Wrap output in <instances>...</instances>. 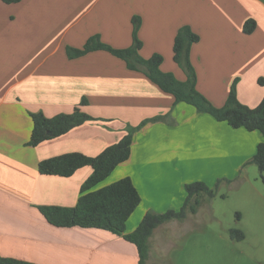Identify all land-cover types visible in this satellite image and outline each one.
<instances>
[{"label": "crops", "instance_id": "1", "mask_svg": "<svg viewBox=\"0 0 264 264\" xmlns=\"http://www.w3.org/2000/svg\"><path fill=\"white\" fill-rule=\"evenodd\" d=\"M133 16L141 20L140 56L161 55L160 69L179 81L186 76L173 61L177 30L187 25L199 36L190 61L197 91L213 106L225 103L236 79L242 104L254 108L264 97V0L0 1L1 257L35 264H137L135 246L122 237L94 228H57L38 211L39 206L73 207L90 167L69 178L40 175L37 167L44 159L70 152L95 157L117 143L127 127L144 121L133 136L128 160L97 186L132 180L141 201L126 222V234L149 211L181 208L189 177L203 174L210 182L220 177L250 183L245 169L264 142L261 133L233 129L186 103L175 104L172 95L106 51L67 57V47L81 48L94 35L112 48L129 47ZM249 19L256 27L245 34ZM82 99L87 101L83 111L98 121L37 146L29 144L30 114H68ZM194 215L153 231L146 264L151 250L158 253L165 247L168 230L158 231L170 226L184 230ZM246 240L244 234L243 240L232 241ZM244 244L227 259L264 264V253L247 251L255 245Z\"/></svg>", "mask_w": 264, "mask_h": 264}, {"label": "trees", "instance_id": "2", "mask_svg": "<svg viewBox=\"0 0 264 264\" xmlns=\"http://www.w3.org/2000/svg\"><path fill=\"white\" fill-rule=\"evenodd\" d=\"M10 5L20 0H0ZM132 43L125 49H115L103 43L98 35L87 39L81 48H66L69 59L79 58L93 51H106L125 62L127 69L144 74L161 91L174 97V103H186L198 113L208 114L218 122H224L233 129L257 131L264 137V97L260 103L250 108L237 98V82L234 80L229 88L225 103L221 107L213 106L196 89L197 77L190 61V50L199 41V36L187 25L181 26L174 37L172 51L173 61L185 73V81L177 80L173 74L164 73L160 66L163 58L153 54L145 59L139 54L142 43L138 38L141 20L133 16ZM256 27L253 19L245 21L243 32L251 34ZM262 84L263 80L260 79ZM87 101L82 99L71 113L58 114L47 118L42 113L30 114L32 131L29 144H38L67 134L72 129L90 121H98L83 111ZM147 121L135 127H127L126 134L115 144L106 147L95 157L78 152L65 153L44 159L38 163V173L45 176L71 177L77 170L90 167L91 174L80 187V195L73 207L39 206L38 211L45 220L57 228H94L107 231L122 237L136 248L137 264H146L149 255V238L153 231L162 224L177 220L182 221L188 214H196L202 200L212 199L218 188L208 187L202 182L185 185L186 198L178 211L168 210L164 213L147 212L137 228L129 234L125 233L128 218L140 204V196L129 177L121 178L109 185L97 186L109 177L114 169L128 160L133 136ZM247 164H254L264 183V142L257 145L256 151ZM237 218L239 215L237 214ZM231 240L241 241L244 234L237 229L229 230ZM0 264H35L23 260L0 256Z\"/></svg>", "mask_w": 264, "mask_h": 264}, {"label": "rangeland", "instance_id": "3", "mask_svg": "<svg viewBox=\"0 0 264 264\" xmlns=\"http://www.w3.org/2000/svg\"><path fill=\"white\" fill-rule=\"evenodd\" d=\"M245 170L250 179L247 186L236 179L217 177L210 182L203 174L189 177V183L202 182L211 188L219 182L216 194L212 199L205 197L202 200L184 230L170 226L158 231L168 230L165 247L158 253L150 251L153 257L149 264H246V260L227 259L228 255L243 250L244 243L255 245L247 251L264 253V183L254 164H249ZM168 210L173 209L162 213ZM237 214L241 216L240 221ZM231 229L244 232L246 242L237 244L232 241L229 236ZM252 264L256 263L252 261Z\"/></svg>", "mask_w": 264, "mask_h": 264}]
</instances>
